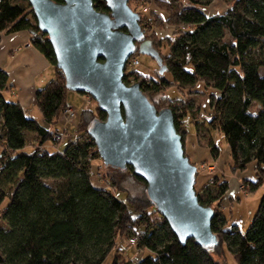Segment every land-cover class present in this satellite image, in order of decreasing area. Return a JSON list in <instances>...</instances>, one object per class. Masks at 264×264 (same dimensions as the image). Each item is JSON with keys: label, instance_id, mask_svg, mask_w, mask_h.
I'll list each match as a JSON object with an SVG mask.
<instances>
[{"label": "trees", "instance_id": "16d2710c", "mask_svg": "<svg viewBox=\"0 0 264 264\" xmlns=\"http://www.w3.org/2000/svg\"><path fill=\"white\" fill-rule=\"evenodd\" d=\"M215 1L150 0L159 9L146 16L147 20L140 13V23L166 71L161 73L159 67L153 77L134 68L126 71L124 81L129 84L135 78L158 110L172 109L184 147V119L193 104L181 108L169 102L160 108L157 96L171 86L196 94L198 82L216 89L218 96L211 95V123L224 134L235 166L245 169L253 160L261 166L264 0H224L228 9L222 14L207 15L199 8ZM94 5L109 12L103 0H94ZM21 30L31 34L33 45L55 66L56 75L35 93L42 124L27 116L19 101L6 98L4 92L11 87L9 74L0 69V221L5 223L0 227V264H103L113 251L111 264H227L220 258L226 252L224 245L239 264H264V195L250 227L243 232L235 223L227 227L229 218L220 208L230 188L228 180L215 176L211 180L214 189L206 183L203 193L196 191L200 202L216 211L212 229L221 244L210 250L194 239L179 242L151 203L146 181L136 176L131 166L126 170L107 167L108 185L95 184L93 160L102 157L88 129L94 119L106 114L98 107L95 111L84 109L78 135L68 138L61 151L55 135L68 107L65 76L56 67L52 44L39 29L30 3L1 0L0 31ZM163 41L168 47L166 54L160 50ZM52 142L56 146L49 148ZM210 144L217 157L219 147ZM256 187L257 183H252V190ZM122 236L134 239L144 256L134 260L125 255L117 245Z\"/></svg>", "mask_w": 264, "mask_h": 264}, {"label": "water", "instance_id": "95a60500", "mask_svg": "<svg viewBox=\"0 0 264 264\" xmlns=\"http://www.w3.org/2000/svg\"><path fill=\"white\" fill-rule=\"evenodd\" d=\"M38 27L48 39L69 91L86 93L106 114L94 119L88 133L107 167L133 168L147 183V195L166 219L179 242L194 239L206 249L219 245L212 229L216 211L197 195L198 167L185 153L174 113L158 110L141 84L124 81L129 59L140 54L166 66L129 0H103L109 12L94 0H27Z\"/></svg>", "mask_w": 264, "mask_h": 264}, {"label": "rangeland", "instance_id": "374dc122", "mask_svg": "<svg viewBox=\"0 0 264 264\" xmlns=\"http://www.w3.org/2000/svg\"><path fill=\"white\" fill-rule=\"evenodd\" d=\"M129 5L139 14L142 13L146 20V16H150L152 11L159 9L153 2H150V0H129ZM199 8L207 15L222 14L228 9V4L224 0H216L211 5H199ZM150 22V26L148 27L149 30L153 28V21ZM144 23L142 22V24ZM154 25L156 26V21H154ZM156 38L158 39V36ZM163 43L164 41L160 44V50L163 54H166L168 53V47L164 46ZM133 60L134 64H132ZM159 67L158 62L154 58L140 54L139 51H137L129 59L126 65V71L135 68L134 70L141 74L156 77L159 72ZM260 71L264 75V67H262ZM167 76L171 77L170 74H167ZM139 77L143 78L142 76ZM134 80L135 78L131 79L129 85L136 83ZM194 90L198 93H182L176 86H171L157 96L156 100L158 101V106L161 108L169 102H172L173 105H179L181 108L186 106L189 107L193 104V110L188 111V115L184 120L185 129L187 131L185 137V153L190 158L191 162L198 167L195 189L197 192L203 193L206 183L208 188L214 189L216 185L212 184L211 180L215 176H219L221 181L225 179L228 180L230 188L222 199L220 208L229 218L227 227L235 223L239 226L241 231L246 232L259 209L261 199L264 195V164L259 166L258 162L253 160L245 169L235 166L229 144L224 134L216 129L214 125L212 126L211 123L214 116V109L211 105V95L215 94L218 96V91L214 88H207L203 82H198ZM152 97L155 98V96ZM175 99H184L185 102ZM67 102L68 107L72 108L75 116L72 118L67 117L65 115L66 111L62 114V121L58 124L59 132L55 135L56 141L59 142L58 147L61 151L66 147L68 138H75L78 135V124L82 111L84 109L95 111L96 107H98L97 102L90 95L76 91H68ZM35 111L36 112H32L30 109H26V114L42 122L40 110L35 108ZM105 118L102 119L98 117L96 119L104 120ZM211 141L220 149L217 157L213 156L212 145L210 144ZM48 145L49 148H53L55 143L52 142ZM109 171L110 169L107 168L102 158L93 160L92 173L95 184L108 185L107 175ZM48 182L51 184L54 183L53 180H48ZM252 183H257V187L254 190H252ZM119 196L123 197L124 194L119 193ZM5 204H7V200L3 203V206ZM216 204L218 203H215L214 206ZM4 226L5 223L0 221V227ZM220 244L221 242L219 245ZM117 245L123 250L125 255L134 260H139L144 256L143 252L137 250L136 243L129 240L127 236L120 237ZM224 246L226 252L224 257L223 255L220 257L222 261L227 264H239L228 251L227 246ZM114 255L115 251L108 256L103 264H111Z\"/></svg>", "mask_w": 264, "mask_h": 264}, {"label": "crops", "instance_id": "0c3cea01", "mask_svg": "<svg viewBox=\"0 0 264 264\" xmlns=\"http://www.w3.org/2000/svg\"><path fill=\"white\" fill-rule=\"evenodd\" d=\"M0 69L9 74L11 85L4 95L19 101L25 112L26 109L36 112V91L56 75L55 66L33 45L26 30L10 34L0 31ZM41 123L45 124L43 116Z\"/></svg>", "mask_w": 264, "mask_h": 264}, {"label": "built area", "instance_id": "2783aa9c", "mask_svg": "<svg viewBox=\"0 0 264 264\" xmlns=\"http://www.w3.org/2000/svg\"><path fill=\"white\" fill-rule=\"evenodd\" d=\"M132 64H134V60L132 61ZM65 111H66V112H65V115H66L67 117L72 118L73 116H75V113H74V111L72 110L71 107H69V108L66 109ZM62 136H63V135H62ZM59 138H60V135H59ZM131 241H132L133 243H136V241H135L134 239H131Z\"/></svg>", "mask_w": 264, "mask_h": 264}]
</instances>
